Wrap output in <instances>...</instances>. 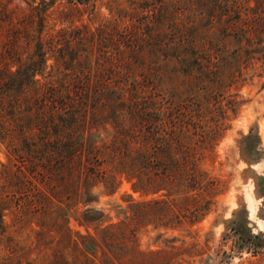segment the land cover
<instances>
[{
  "label": "trees",
  "instance_id": "trees-1",
  "mask_svg": "<svg viewBox=\"0 0 264 264\" xmlns=\"http://www.w3.org/2000/svg\"><path fill=\"white\" fill-rule=\"evenodd\" d=\"M164 1L145 0L136 10L153 8L155 3L164 6ZM172 1L186 11H207L212 25L219 23V33L199 42L203 26L183 23L163 36L161 48L152 49L154 55L164 56L161 62L118 58L111 62L118 73L109 76L96 72L108 62L93 61L84 48L85 43L97 41L88 26L46 32L50 5L46 0L17 21L6 10L8 24L17 31L23 24V37L35 42L32 56L36 57L18 59L14 73L10 67L0 68V89L8 84L27 93L37 87V102L50 103L54 137L47 149L55 157L51 171L56 185H65L70 198L88 195L86 203L94 200L93 187L103 183L113 193L125 179L134 193L145 198L135 201L129 195L127 207L118 209L125 218L101 228L100 236L69 228L68 264H161L160 252L142 251L132 240L141 225L158 220L169 228L185 218L200 221L222 191L220 181L202 162L213 153L229 111L237 113V101L228 99V108L222 105L224 92L245 80L244 71L257 54L264 57V0ZM70 2L86 4L88 0ZM132 17L137 18L135 23L120 40L135 54L144 43L160 40L161 28H148L143 21L146 16L136 12ZM33 25L35 33H29L26 28ZM231 38L237 49L230 54ZM125 66L128 71L122 73ZM158 87L169 97H157L160 94L154 89ZM41 88L46 92H40ZM252 139L246 136L245 143ZM103 215L89 207L78 222L86 228L94 222L103 224L110 220H103ZM129 223L134 224L131 229Z\"/></svg>",
  "mask_w": 264,
  "mask_h": 264
},
{
  "label": "rangeland",
  "instance_id": "rangeland-1",
  "mask_svg": "<svg viewBox=\"0 0 264 264\" xmlns=\"http://www.w3.org/2000/svg\"><path fill=\"white\" fill-rule=\"evenodd\" d=\"M40 1L0 0V68L10 67L14 73L18 59L36 57L32 56L35 42L31 44L23 37V24L19 25L20 31L8 24L6 10L9 9L17 21ZM46 1L50 3L46 32L50 28L88 26L97 41L85 43L84 48L93 61L108 62L100 65L102 70L96 71H105L108 76L118 73L114 65L118 58L146 64L161 62L164 56L154 55L152 49L161 48L163 36L183 23L203 26L199 42L212 40L219 33V23L212 25L207 11H186L172 0H165L164 6L155 3V7L144 10L136 8L145 0H88L86 4L75 5L71 0ZM71 8L78 10L71 11ZM60 12L69 14L64 16ZM134 12L146 16L143 21L148 28H161L162 34H158L160 40L144 43L135 54L120 40L136 21L137 18L132 17ZM26 29L29 33L36 30L34 25ZM228 43L231 54L237 45L233 38ZM257 57L244 71L245 80L224 92L226 98L222 105L228 108V102L235 100L238 109L236 114L229 111L213 153L202 162V167L220 181L222 189L207 214L200 221L185 218L183 223L174 222L169 228L158 220L148 221L132 238L140 250L160 252L161 264H264V197L261 195L264 187V57L259 54ZM52 61H48V65ZM127 71L125 66L122 73ZM36 78L42 79L40 75ZM13 89L8 84L0 89V264H68L70 250L66 234L69 228L75 233L88 231L100 236L101 228L125 218L118 209L127 207L129 195L135 201L145 198L134 193L125 179L120 180L113 193L108 192L103 183L93 187L91 193L95 197L92 196L91 202L84 201L88 195L70 198L65 185H56L51 171L55 157L47 149L51 148L49 142L54 137L49 120L50 103L37 102V87L27 93ZM42 90L40 92H46ZM154 91L160 94L157 96L160 99L165 95L169 97V93L159 87ZM250 135L252 141L245 143L246 136ZM89 207L102 211L103 220H110L103 224L94 222L88 228L81 225L78 219ZM129 224L131 229L134 224ZM163 251L168 254L164 256Z\"/></svg>",
  "mask_w": 264,
  "mask_h": 264
},
{
  "label": "bare ground",
  "instance_id": "bare-ground-1",
  "mask_svg": "<svg viewBox=\"0 0 264 264\" xmlns=\"http://www.w3.org/2000/svg\"><path fill=\"white\" fill-rule=\"evenodd\" d=\"M249 197H250V196H249ZM252 205H253V204H252ZM251 208H252V207H251ZM253 213H254V209L252 210V213H251V214H253ZM255 215H256V214H254V217H255ZM250 216H251V215H250ZM251 217H252V216H251Z\"/></svg>",
  "mask_w": 264,
  "mask_h": 264
}]
</instances>
